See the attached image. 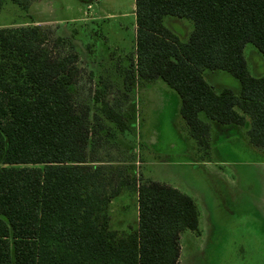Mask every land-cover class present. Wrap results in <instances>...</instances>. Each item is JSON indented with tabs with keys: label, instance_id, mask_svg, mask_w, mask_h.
<instances>
[{
	"label": "trees",
	"instance_id": "1",
	"mask_svg": "<svg viewBox=\"0 0 264 264\" xmlns=\"http://www.w3.org/2000/svg\"><path fill=\"white\" fill-rule=\"evenodd\" d=\"M35 1L12 0L23 10ZM135 15V70L127 71L126 88L162 80L176 91L199 148L210 149L216 122L245 127L264 150V76H252L244 56L247 43L264 56V0H135ZM166 17L194 23L186 42ZM49 36L40 26L0 29V264H179L180 235H201L197 203L143 183L137 228H112L109 207L125 182L115 189L117 170L91 165L90 109L72 92L79 57L73 46L53 55ZM207 71L229 73L239 91L218 92ZM102 109L124 132L120 105Z\"/></svg>",
	"mask_w": 264,
	"mask_h": 264
},
{
	"label": "rangeland",
	"instance_id": "2",
	"mask_svg": "<svg viewBox=\"0 0 264 264\" xmlns=\"http://www.w3.org/2000/svg\"><path fill=\"white\" fill-rule=\"evenodd\" d=\"M89 3L94 10L86 16L84 0H36L27 10L0 0V29L38 24L50 34L53 55L66 54L71 46L78 54L72 92L78 105L90 109L91 165L115 168V189L125 182L109 207L112 228H137L136 188L157 182L193 198L200 211L201 235H180L179 264H264V150L250 144L245 127L216 122L226 127L224 134L210 135L209 150L199 148L180 115L176 91L162 80H135L127 89L126 73L135 70V0ZM164 24L183 42L194 30L188 19L166 17ZM244 56L250 74L264 76V56L254 44L245 45ZM204 76L218 92L240 89L227 72ZM103 104L120 105L124 132L107 119ZM201 119L208 122L204 114Z\"/></svg>",
	"mask_w": 264,
	"mask_h": 264
},
{
	"label": "crops",
	"instance_id": "3",
	"mask_svg": "<svg viewBox=\"0 0 264 264\" xmlns=\"http://www.w3.org/2000/svg\"><path fill=\"white\" fill-rule=\"evenodd\" d=\"M92 0H84V4H87L89 2H91ZM95 1V0H94ZM103 3V2H102ZM102 11V9L100 10ZM34 26H39L38 24L34 25ZM211 124V137L212 135H216L218 137V135H220L221 133L224 134L223 130L226 128V127H218V125H215L214 123H210ZM224 128V129H223ZM221 134V135H222ZM245 134L247 135V129L245 131ZM251 144V143H250ZM252 145V144H251Z\"/></svg>",
	"mask_w": 264,
	"mask_h": 264
},
{
	"label": "built area",
	"instance_id": "4",
	"mask_svg": "<svg viewBox=\"0 0 264 264\" xmlns=\"http://www.w3.org/2000/svg\"><path fill=\"white\" fill-rule=\"evenodd\" d=\"M104 0H96V4L102 3ZM94 10V4L88 3L87 10L84 11V15L88 16L91 15L92 11Z\"/></svg>",
	"mask_w": 264,
	"mask_h": 264
}]
</instances>
